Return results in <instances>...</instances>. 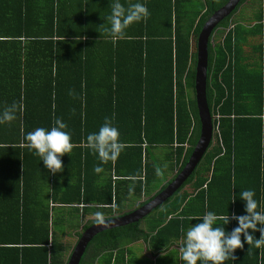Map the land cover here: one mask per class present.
<instances>
[{
    "label": "trees",
    "instance_id": "trees-1",
    "mask_svg": "<svg viewBox=\"0 0 264 264\" xmlns=\"http://www.w3.org/2000/svg\"><path fill=\"white\" fill-rule=\"evenodd\" d=\"M226 1L120 0L143 3L151 15L114 43L101 27L113 0H0V112L21 98L25 105L14 121L0 124V264H66L73 247L63 236L78 239L94 223H72L77 208L70 205L94 204L84 206L82 216L87 210L121 215L124 203L147 193L135 208L142 205L181 170L200 134L197 35ZM244 1L208 40L213 135L202 159L143 219L95 234L78 264H157L132 256L128 244L142 240L148 253H163L182 242V227L203 222L190 217L208 211L229 215L224 227L231 232L238 226L232 214H247L243 190H254L264 207V6L252 26L231 23ZM113 114L126 147L115 162L102 164L84 142ZM54 118L68 125L75 145L57 174L21 147L27 132L50 129ZM163 161L167 171L175 169L168 179L155 175ZM97 165L104 171L96 173ZM137 174L142 179L134 182ZM54 209L57 216L49 214ZM262 253L245 241L225 264H264Z\"/></svg>",
    "mask_w": 264,
    "mask_h": 264
},
{
    "label": "clouds",
    "instance_id": "clouds-1",
    "mask_svg": "<svg viewBox=\"0 0 264 264\" xmlns=\"http://www.w3.org/2000/svg\"><path fill=\"white\" fill-rule=\"evenodd\" d=\"M110 8L111 12L106 17L107 23L105 25L107 26L101 27H103L104 33L111 36L114 43L125 37L126 30L131 25L146 21L151 15L148 7L140 2L129 3L125 6L120 0H113ZM24 110L23 98L18 102H13L10 106H6L0 112V124L11 123L17 118V113H23ZM114 121L115 114L112 117H105L98 131L89 133L84 142V146L91 149L102 164L110 161L115 162L126 147L125 143L120 140V131L115 126ZM67 128L68 125L62 118H54L50 129L37 127L27 132L21 147H26L38 156L52 174L63 172L62 157L65 154L71 155L75 146ZM166 168L167 165L163 167L156 165L155 175L163 178ZM94 171L101 173L104 169L97 165ZM137 179H142V176L137 174L133 177L134 182ZM133 191L134 184L129 187V195H132ZM255 197L254 190L240 192V198L246 202L245 212L247 214H232L231 219L238 221V226L231 232L226 231L224 227L230 222L229 215H217L208 211L202 216L190 217L189 219L202 220L203 222L191 224L186 230L181 228V232L184 233L180 245V259L183 264H225L228 260L236 259L234 253L237 249L244 247L245 241L250 247L264 248V207ZM93 215L96 225L104 226L107 223L103 212L97 211ZM249 230L252 232L259 231L260 238H255Z\"/></svg>",
    "mask_w": 264,
    "mask_h": 264
},
{
    "label": "water",
    "instance_id": "water-1",
    "mask_svg": "<svg viewBox=\"0 0 264 264\" xmlns=\"http://www.w3.org/2000/svg\"><path fill=\"white\" fill-rule=\"evenodd\" d=\"M239 1L240 0H227L223 6L215 10L207 18L197 35L194 91L200 120V134L186 163L164 188L142 205L126 212L125 214L106 218L107 223L104 226H98L95 223H92L90 226L85 228L78 237L66 264H78L87 244L98 232L143 219L154 208L161 205L174 194V192L190 176L202 159L213 135L212 115L210 114L206 99L208 40L217 24L232 10H234Z\"/></svg>",
    "mask_w": 264,
    "mask_h": 264
},
{
    "label": "crops",
    "instance_id": "crops-1",
    "mask_svg": "<svg viewBox=\"0 0 264 264\" xmlns=\"http://www.w3.org/2000/svg\"><path fill=\"white\" fill-rule=\"evenodd\" d=\"M251 2L249 0H245L243 4H241V6L238 8V10L235 12V14L232 17V22L231 23H241L244 27H250L254 24V18L256 16V14H258V9L261 6L263 8L264 6V0H259L258 4L256 5L255 9H254V18L253 20L249 21L248 19V15H245L246 11H252L251 9H245L244 13H242V9L247 6L248 4H250ZM242 13V14H241ZM235 20V22H234ZM264 23V21L262 22ZM232 26V25H231ZM263 31H264V25H263ZM264 36V35H262ZM175 172V171H174ZM172 172V174L174 173ZM171 174V175H172ZM170 175V176H171ZM170 178V177H169ZM139 202V200L137 201ZM136 199H132L130 200V202L128 203H124V210H126L127 212L133 210V204L137 203ZM50 207H53L54 204H52L51 202L48 204ZM48 206V207H49ZM56 206V205H55ZM67 206V205H65ZM72 208L76 207L77 210L74 211V216H72L73 218V222L72 223H77L78 225H80L81 223L85 222L87 219H94V213L95 211L93 210H87L84 213V216H82V208L84 206L86 207H94V204H82V203H73L72 205H70ZM53 211L50 210L49 214H52ZM64 213L67 215V211H64ZM58 212L55 211V215L57 216ZM70 214V211H69ZM125 214V213H124ZM81 229V226H79V228L77 230ZM68 236V235H67ZM63 236V240H64ZM71 237V236H69ZM73 237V236H72ZM77 241V239H75ZM76 241L74 243H76ZM137 245V246H136ZM180 245L181 242H177L176 244H173L172 246L169 247V249L163 253H160L158 255H153L147 252V247L145 245V243L142 240L133 242L128 244V248H129V252L132 256H137V257H141V256H145L148 259H151L153 261H157V264H183L182 260L180 259ZM73 248H70V251H72ZM168 252H172L174 254H170ZM67 255V254H66ZM160 258H163L162 260L159 261ZM176 258V263L173 262L171 263L172 260L170 259H175ZM163 261V262H162Z\"/></svg>",
    "mask_w": 264,
    "mask_h": 264
},
{
    "label": "rangeland",
    "instance_id": "rangeland-1",
    "mask_svg": "<svg viewBox=\"0 0 264 264\" xmlns=\"http://www.w3.org/2000/svg\"><path fill=\"white\" fill-rule=\"evenodd\" d=\"M249 1H250L251 3L248 4L247 6H245L241 11H242V13H244L245 9H251L252 11H246V13H245V15H248V19H247V20L251 21V20H253V18H254V12H253V11H254L256 5L258 4L259 0H249ZM242 13H241V14H242ZM220 34H221V32H217V33L215 34V36H214L213 39H212L213 42H217V40L219 39V36H221ZM157 165H160L161 167H163L164 165H168V164H167L165 161H163L161 164L158 163ZM174 171H175V169H174ZM172 172H173V171H167V168H166V169L164 170L165 178L168 179V178L170 177V175L172 174ZM148 196H149V195H148L147 193H145V194L141 195V197H140L139 199H137L136 202H137L138 200H139V201H142V200L146 199ZM135 205H136V204L134 203L132 208H134ZM53 212L55 213V209L53 210ZM66 229H67V228L64 226V230H65V231H66ZM75 239H77V236H74V237H68V236H65V237H64V240H65L66 242H69V241H70L72 247H74L73 245H75V243H74ZM136 246H137V245H136Z\"/></svg>",
    "mask_w": 264,
    "mask_h": 264
}]
</instances>
